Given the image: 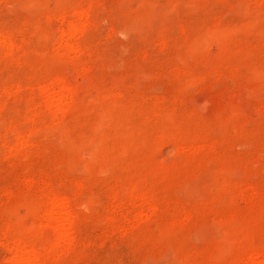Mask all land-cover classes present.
Returning a JSON list of instances; mask_svg holds the SVG:
<instances>
[{
	"label": "rangeland",
	"instance_id": "obj_1",
	"mask_svg": "<svg viewBox=\"0 0 264 264\" xmlns=\"http://www.w3.org/2000/svg\"><path fill=\"white\" fill-rule=\"evenodd\" d=\"M28 243L41 264L264 258V0H0V264Z\"/></svg>",
	"mask_w": 264,
	"mask_h": 264
},
{
	"label": "bare ground",
	"instance_id": "obj_2",
	"mask_svg": "<svg viewBox=\"0 0 264 264\" xmlns=\"http://www.w3.org/2000/svg\"><path fill=\"white\" fill-rule=\"evenodd\" d=\"M80 13V12H79ZM84 15V14H83ZM75 26V24H74ZM75 30V28H73L71 25L68 26L67 29L65 30H61L60 35H59V39L58 41H66L72 34V30ZM5 39V38H3ZM69 40V39H68ZM50 87V86H49ZM48 87V88H49ZM46 89V88H44ZM60 89V88H59ZM58 89V92H55L54 90L52 91L51 89L49 90L50 93H47L46 99H48V103L50 105H52V103L56 106L58 113H62L63 111V104H64V100L65 97L68 93V91L66 90V87H62L61 90ZM43 90V89H41ZM71 90V89H70ZM40 91V90H39ZM47 91V90H46ZM45 91H43L44 93ZM50 94V95H48ZM50 96V97H49ZM46 102V101H45ZM47 104V102H46ZM51 107V106H50ZM53 108V107H52ZM51 108V109H52ZM55 110V109H54ZM53 110V111H54ZM55 112V111H54ZM54 115H57V113H54ZM17 136V135H16ZM57 199V198H56ZM64 200V199H63ZM62 201V200H60ZM65 202V201H64ZM51 203V204H50ZM49 204L51 205L46 212L44 213V215L41 217L47 220H50L49 224L46 225V227H48V229H50V238L48 237V244L46 247V250H48V252L50 250H53L54 248L56 249L58 246H60V243L64 242V240L68 237V235L70 233H66L68 232L65 231V224H68V221L70 219L71 216H69L68 212H65L64 210V204L66 205L67 203H62L59 202L58 199L57 200H53L51 199V202ZM66 207V206H65ZM68 209V208H66ZM67 211V210H66ZM72 214V213H71ZM70 214V215H71ZM74 214V213H73ZM72 214V215H73ZM74 216V215H73ZM40 218V219H41ZM71 220V219H70ZM25 221V220H24ZM44 224V223H43ZM23 225V224H22ZM68 226V225H66ZM20 227H24V226H20ZM20 229V228H19ZM23 229V228H22ZM24 230V229H23ZM22 232H25L22 231ZM20 233V232H19ZM26 234V233H25ZM30 236V235H27ZM25 236V237H27ZM32 237V236H31ZM29 238V237H28ZM69 238V237H68ZM31 239V238H30ZM44 240V239H43ZM47 240V239H46ZM67 240V239H66ZM69 241V240H67ZM18 242V241H17ZM46 242V241H45ZM15 243V242H14ZM43 243V242H42ZM27 244V243H26ZM35 244V243H34ZM45 244V243H44ZM37 245V243H36ZM22 246V245H21ZM28 248L27 249H23L20 246H18V244H15L14 248H13V256L10 259V263L9 264H41L40 262V248H38L37 246H33V244H29L28 243ZM41 246V244L39 245ZM44 246V245H43ZM42 246V248H43ZM20 247V248H19ZM44 247V248H45ZM12 248V247H11ZM54 249V251H55ZM10 250V249H9ZM43 250V249H42ZM12 251V250H11ZM53 251V252H54ZM260 251V250H259ZM42 252V251H41ZM264 252V251H263ZM255 253V252H254ZM260 254V253H259ZM43 255V254H42ZM253 255V254H252ZM255 256V255H254ZM42 258V256H41ZM258 255H256L255 257H247V264H264V258H261V260L257 259ZM8 259V260H9ZM263 259V260H262Z\"/></svg>",
	"mask_w": 264,
	"mask_h": 264
}]
</instances>
